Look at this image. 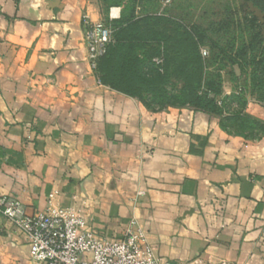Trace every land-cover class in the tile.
Listing matches in <instances>:
<instances>
[{
    "label": "crops",
    "instance_id": "obj_1",
    "mask_svg": "<svg viewBox=\"0 0 264 264\" xmlns=\"http://www.w3.org/2000/svg\"><path fill=\"white\" fill-rule=\"evenodd\" d=\"M125 12L102 0H0V195L36 214L51 194L97 237L121 238L135 219L171 264H264V130L235 131L224 107H149L98 82L82 18ZM223 88L221 105L235 93ZM245 101L241 113L264 123V103L250 91ZM0 264H38L2 216Z\"/></svg>",
    "mask_w": 264,
    "mask_h": 264
},
{
    "label": "trees",
    "instance_id": "obj_2",
    "mask_svg": "<svg viewBox=\"0 0 264 264\" xmlns=\"http://www.w3.org/2000/svg\"><path fill=\"white\" fill-rule=\"evenodd\" d=\"M102 1L106 8L124 3L126 12L125 18L118 21H111L106 16L103 17V22L107 25L110 24L114 29V42L108 46L106 53L98 61V77L101 82H105L111 87L132 92L133 95H136L147 106L151 107L154 101L150 102L145 98L146 94L143 96L141 93L143 90L150 91V86L145 83L146 78L144 79L143 77L146 75L144 71L149 69L157 78H160L167 70L169 60L166 56H163V61L156 63L153 60L154 54L152 50H149L147 55L137 52L136 43L142 39L133 33L132 28L145 17L140 4L141 0H133L131 6H128L126 0ZM246 1L249 2L252 10H245L242 17L234 22L248 27L254 33L253 37L249 41L242 40L237 45H235L233 39L228 40L225 44L218 47L219 53L213 57H215L214 62L219 61L222 63L228 61L231 64H235L241 72L247 67L250 68L248 78L250 92L256 100L264 103V92H261L264 90V30L262 31V27H264V0ZM135 9L138 11L139 16L135 13ZM255 10L262 14L263 22H260L259 17L254 14ZM125 21L127 25L122 26L121 24ZM220 27L218 25L215 30L218 31ZM192 28L191 30H183L184 35L187 37L184 38V42L178 44L181 49L178 50L180 54L177 58L180 59L175 64V68H178L185 77L192 67H196L198 89L191 90L188 85L182 88L181 91L184 93L183 105L189 106L194 110L219 116L223 113V106L218 103V97L222 94V76L218 67L214 68L215 72L207 69V63L202 60L206 54H203L200 49V42H202L200 37L204 36L209 29H213V23L205 29H201L198 26ZM196 29L201 30V32L199 34L195 33ZM233 96H235V93L231 95V97ZM163 97V94H157L155 98L159 100L154 103H162ZM250 119L253 122H257V124L262 123L263 126L260 130H264L262 121L243 113L233 114L230 121L241 120L247 123Z\"/></svg>",
    "mask_w": 264,
    "mask_h": 264
},
{
    "label": "rangeland",
    "instance_id": "obj_3",
    "mask_svg": "<svg viewBox=\"0 0 264 264\" xmlns=\"http://www.w3.org/2000/svg\"><path fill=\"white\" fill-rule=\"evenodd\" d=\"M126 1L128 6L133 3V0ZM140 4L145 17L132 28L133 33L142 39L136 43L137 52L147 55L149 50H152L153 60L163 61V56L169 60L167 70L160 78H157L149 69L144 71L146 75L143 77L146 78L145 83L150 86V91H141L143 96L146 94L145 98L150 102L158 101L159 99L157 100L155 96L159 93L164 96L162 103H150L151 107L183 106L182 88L188 85L191 90L198 89L196 67L188 69V75L185 77L178 68H175V64L180 59L177 58L180 54L178 50L181 49L178 44L184 42V38L187 37L183 30H191L194 26L205 29L213 23V29H209L204 36L200 37L202 40L200 49L207 51L202 60L207 63V69L211 72H215L214 68H219L223 80L222 92L225 86H230L235 91V96H230L228 101L222 104L223 107L234 115L245 111V91H250L248 83L250 68L247 67L241 72L235 64L228 61L214 62L213 56L219 53L218 47L228 40L233 39L235 45L240 44L242 40H251L254 33L248 27L234 22L242 17L245 10H252L249 2L246 0H172L170 4L164 5L163 0H141ZM254 14L259 17L260 22H263L262 14L258 10H255ZM108 25L114 30L110 24ZM218 25L221 27L216 31ZM263 30L264 27H262ZM200 32L201 30L196 29L195 33ZM218 98L222 101L221 95ZM227 123L235 131L242 133H245V129L260 130L263 126L262 123L257 124L251 119L247 123L241 120H231Z\"/></svg>",
    "mask_w": 264,
    "mask_h": 264
},
{
    "label": "built area",
    "instance_id": "obj_4",
    "mask_svg": "<svg viewBox=\"0 0 264 264\" xmlns=\"http://www.w3.org/2000/svg\"><path fill=\"white\" fill-rule=\"evenodd\" d=\"M82 31L89 66L101 82L98 61L114 42L113 30L103 21L93 22L83 16ZM202 53L206 54V50ZM0 216L25 234L29 254L38 264H171L156 254L135 219L121 238L97 237L86 228L87 221L81 213L72 207L53 205L51 194L48 205L36 214H27L19 199L0 195Z\"/></svg>",
    "mask_w": 264,
    "mask_h": 264
}]
</instances>
